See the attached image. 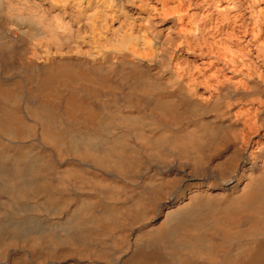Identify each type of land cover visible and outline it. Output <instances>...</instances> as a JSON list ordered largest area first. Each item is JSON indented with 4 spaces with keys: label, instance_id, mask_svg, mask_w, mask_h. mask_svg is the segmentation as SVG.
<instances>
[{
    "label": "bare ground",
    "instance_id": "obj_1",
    "mask_svg": "<svg viewBox=\"0 0 264 264\" xmlns=\"http://www.w3.org/2000/svg\"><path fill=\"white\" fill-rule=\"evenodd\" d=\"M0 264H264V0H0Z\"/></svg>",
    "mask_w": 264,
    "mask_h": 264
}]
</instances>
